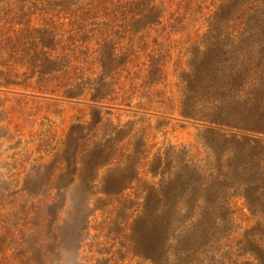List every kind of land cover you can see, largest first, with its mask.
Instances as JSON below:
<instances>
[{
  "label": "trees",
  "instance_id": "16d2710c",
  "mask_svg": "<svg viewBox=\"0 0 264 264\" xmlns=\"http://www.w3.org/2000/svg\"><path fill=\"white\" fill-rule=\"evenodd\" d=\"M108 10L119 11L120 20L129 14V25L113 24L118 18ZM54 17L76 27L71 37L100 38L102 55L96 62L102 80L126 65L116 45L157 23L160 14L152 0H59ZM206 22L212 29L233 27L232 68L226 74H200L198 87L213 91L204 95L191 89L197 95L181 103V115L195 118L188 109L210 95L205 116L225 118L237 109V116L257 119L246 130L251 135L212 133L221 140L208 144V153L199 158L185 146L152 151L128 122H104L97 108L103 98L93 99L90 121L69 127L54 157V172L50 165H36L19 183L10 166L0 177V264L7 248L16 249L17 264H23L24 254L29 255L26 264H54V256L76 254L96 195L95 211L114 213L106 217L112 235L149 264H264V0H221ZM58 40L54 30V43ZM224 83L231 88L221 90ZM241 99L246 102L239 104ZM224 139L235 141V147L227 148ZM237 196L253 220L250 229L235 225L232 200Z\"/></svg>",
  "mask_w": 264,
  "mask_h": 264
},
{
  "label": "rangeland",
  "instance_id": "374dc122",
  "mask_svg": "<svg viewBox=\"0 0 264 264\" xmlns=\"http://www.w3.org/2000/svg\"><path fill=\"white\" fill-rule=\"evenodd\" d=\"M58 1L0 0V164L5 168L0 169L1 179L10 166L19 183L36 165H50L49 171L54 172V157L69 127L90 121L93 99L103 98L97 108L104 122H128L130 129L144 136L152 151L185 146L199 158L208 153V144L221 140L212 133L227 138L248 136L250 131L246 130L257 119L237 116V109L225 118L209 112L205 116L206 101H212L210 95L201 102L194 100L193 107L189 105L195 118L181 115V103L197 95L191 89L197 88L204 95L213 91L212 86L198 87L200 74L215 70L226 74L232 68L233 27L212 29L206 22L221 0H152L159 21L131 41L121 40L116 45V54L126 65L116 73H106L102 80L96 62L102 55L100 38L88 36L80 41L71 37L73 26L54 17V3ZM95 13L102 18V11ZM106 13L118 18L113 24L130 23L129 14L120 20L119 11ZM75 22L85 26L79 20ZM222 86L221 90L231 88L225 83ZM245 102L241 99L239 104ZM224 141L227 148L235 147V141ZM50 198L43 200L48 202ZM96 198L90 200L91 214L81 234L80 249L61 260L54 256V264H149L133 257L131 245L112 235L106 217L114 213L95 211L92 202ZM232 204L235 225L241 230L252 228L245 200L237 196ZM59 217L65 219L63 213ZM14 254L16 249L7 248L3 263L17 264ZM28 258L24 254L23 264Z\"/></svg>",
  "mask_w": 264,
  "mask_h": 264
}]
</instances>
